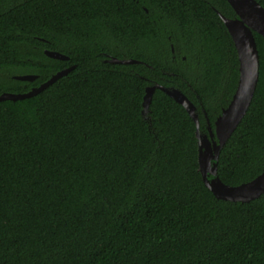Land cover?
Returning <instances> with one entry per match:
<instances>
[{"label":"trees","instance_id":"obj_1","mask_svg":"<svg viewBox=\"0 0 264 264\" xmlns=\"http://www.w3.org/2000/svg\"><path fill=\"white\" fill-rule=\"evenodd\" d=\"M140 2L148 12L130 0H0V95L76 65L32 98L0 102V264H264V194L215 197L196 123L161 90L142 115L146 88L160 84L195 104L200 131L207 120L214 129L239 60L212 6L235 13L226 0ZM254 37L258 84L218 164L229 186L264 170V39ZM26 74L38 77L14 78Z\"/></svg>","mask_w":264,"mask_h":264},{"label":"water","instance_id":"obj_2","mask_svg":"<svg viewBox=\"0 0 264 264\" xmlns=\"http://www.w3.org/2000/svg\"><path fill=\"white\" fill-rule=\"evenodd\" d=\"M236 13L234 19L220 14L229 34L231 35L239 60V80L235 93L229 105L222 110L214 123V129L209 126V135L200 131V120L195 104L179 89L168 88L160 84L148 86L145 90L142 115L145 120L149 112L153 95L157 89L180 104L196 123V138L199 148V170L205 185L219 200L250 203L264 194V170L250 182L238 186H229L222 182L218 175V164L222 149L232 137L245 118L251 105L260 70V58L254 32L264 39V7L257 0H226ZM45 54L57 60H69V57L59 52L46 50ZM109 64L134 65L141 63L135 59H118L109 57ZM76 65L65 68L54 74L40 86L32 88L23 94L2 93L0 102L19 101L32 98L53 85L59 79L67 76ZM38 76L32 74L19 75L14 78L33 82Z\"/></svg>","mask_w":264,"mask_h":264},{"label":"flooded vegetation","instance_id":"obj_3","mask_svg":"<svg viewBox=\"0 0 264 264\" xmlns=\"http://www.w3.org/2000/svg\"><path fill=\"white\" fill-rule=\"evenodd\" d=\"M131 1V3H133V5H132V7H141L142 9H144V11L145 12H148V9L146 8V6L143 4V3H141L140 2V0H130ZM212 8L214 9V11L218 14V16L221 18V16H220V14L221 15H223L221 12H219L218 10H216V8L215 7H213L212 6ZM232 8V7H231ZM234 11V10H233ZM235 13V12H234ZM224 17H226V18H229V19H234L237 15H236V13H235V16H233V17H227V16H225V15H223ZM221 20H222V18H221ZM223 21V20H222ZM224 23V22H223ZM225 25V24H224ZM227 31H228V29H227ZM229 33V32H228ZM255 33V32H254ZM230 35V34H229ZM231 36V35H230ZM232 38V37H231ZM255 38V37H254ZM232 41H233V39H232ZM234 43V42H233ZM234 47H235V45H234ZM236 49V48H235ZM171 52L173 53V55L175 54V49H174V46H173V44H171ZM237 52V51H236ZM174 58V57H173ZM185 59V58H184ZM155 85V84H154ZM166 87V86H165ZM171 88H173V87H171ZM209 126H211L210 125V123H209V121L207 120V133H205L204 131H201V133H203V134H207V135H209ZM212 127V126H211ZM213 129V128H212Z\"/></svg>","mask_w":264,"mask_h":264}]
</instances>
